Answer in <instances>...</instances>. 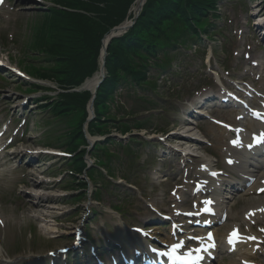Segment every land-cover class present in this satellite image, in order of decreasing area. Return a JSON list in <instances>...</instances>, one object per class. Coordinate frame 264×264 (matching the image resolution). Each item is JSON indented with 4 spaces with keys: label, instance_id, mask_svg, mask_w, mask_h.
Masks as SVG:
<instances>
[{
    "label": "snow or ice",
    "instance_id": "obj_1",
    "mask_svg": "<svg viewBox=\"0 0 264 264\" xmlns=\"http://www.w3.org/2000/svg\"><path fill=\"white\" fill-rule=\"evenodd\" d=\"M262 191H264V190H262ZM261 211H264V209H262ZM238 237H237V233L236 232H233L231 235H230V237H229V242L230 243H232L233 242V240H235V239H237ZM254 239V238H253ZM173 250H175V249H173Z\"/></svg>",
    "mask_w": 264,
    "mask_h": 264
},
{
    "label": "bare ground",
    "instance_id": "obj_2",
    "mask_svg": "<svg viewBox=\"0 0 264 264\" xmlns=\"http://www.w3.org/2000/svg\"><path fill=\"white\" fill-rule=\"evenodd\" d=\"M260 15V11H258L257 13H254V15L252 16V17H258ZM264 26V23L261 25V27H263ZM261 27H259V28H261ZM94 81H92V82H90L89 83V87H92L93 86V83Z\"/></svg>",
    "mask_w": 264,
    "mask_h": 264
},
{
    "label": "rangeland",
    "instance_id": "obj_3",
    "mask_svg": "<svg viewBox=\"0 0 264 264\" xmlns=\"http://www.w3.org/2000/svg\"><path fill=\"white\" fill-rule=\"evenodd\" d=\"M224 1L226 2V4L224 5L223 10H225L226 6L230 3V2H229L230 0H224ZM150 150H151V149H150Z\"/></svg>",
    "mask_w": 264,
    "mask_h": 264
},
{
    "label": "trees",
    "instance_id": "obj_4",
    "mask_svg": "<svg viewBox=\"0 0 264 264\" xmlns=\"http://www.w3.org/2000/svg\"><path fill=\"white\" fill-rule=\"evenodd\" d=\"M197 10H194V12H196ZM194 12H192V13H194Z\"/></svg>",
    "mask_w": 264,
    "mask_h": 264
}]
</instances>
